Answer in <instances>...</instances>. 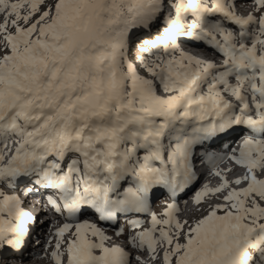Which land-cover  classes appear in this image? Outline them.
Returning a JSON list of instances; mask_svg holds the SVG:
<instances>
[{
	"label": "snow or ice",
	"instance_id": "snow-or-ice-1",
	"mask_svg": "<svg viewBox=\"0 0 264 264\" xmlns=\"http://www.w3.org/2000/svg\"><path fill=\"white\" fill-rule=\"evenodd\" d=\"M252 2L257 11L264 9V0ZM163 3L57 0L54 11L49 6L41 12L44 0H0L5 16L0 44L10 51L0 58V179L11 185L34 175L37 184L58 191L62 204L50 202L74 223L56 232V264H62L61 244L73 227L68 264H130L124 249L107 247L104 232L79 222L78 214L90 206L102 221H111L118 212H149V193L157 186L174 198L196 179L194 146L233 125L249 131L239 155L209 157L223 183L205 185L195 202L229 188L218 170L225 159L247 170L235 183L247 181L248 186L230 191L223 205L187 231V221L175 218V202L163 220L149 212L151 228L138 232L131 243L146 248L152 259L162 246L164 264H264V179L257 176L264 173V14L259 19L238 16L235 0H171L175 14L167 17L168 39L152 45L166 55L141 61L154 78L148 79L127 61L126 40L130 29L147 27ZM217 14L238 26V37L222 22L208 19ZM176 35L206 42L223 56L222 64L186 54L175 43ZM157 82L166 96L158 94ZM68 153L76 155L64 163ZM128 178L130 186L120 193L121 181ZM32 221L18 196L0 191V245L19 249Z\"/></svg>",
	"mask_w": 264,
	"mask_h": 264
},
{
	"label": "bare ground",
	"instance_id": "bare-ground-1",
	"mask_svg": "<svg viewBox=\"0 0 264 264\" xmlns=\"http://www.w3.org/2000/svg\"><path fill=\"white\" fill-rule=\"evenodd\" d=\"M164 14H165V10L163 9L157 15V17L162 20L164 17ZM257 16H258L257 19H259L260 16L259 15H257ZM162 23L165 24V21H163ZM165 26H167V25H165ZM138 27H135L132 29L135 30V29H138ZM159 35L163 36V34L162 35L159 34ZM184 38H185L184 40L191 41V39H188L187 37H184ZM244 94L247 95V92H245ZM225 98L230 99L233 104L238 105V102L235 100L234 97H231L228 94H225ZM240 126L241 125H233L226 132L219 133L216 135L215 138L209 139V140L203 142L204 145L197 144L194 146L193 151L195 152V156H194L191 164H192L194 172L196 173L195 174L196 179L193 181V183L189 187H187L183 191L178 192L176 194V196L174 197V201H173L177 204V206L179 208V211L174 214L175 218L178 219L181 223H184L185 221H187V224L191 221L193 222V219L196 217H197L196 219H198V216L201 213H206V212H209L210 210H212L216 205H213V206L210 205L211 201L212 202L218 201V202H222V203L225 202L224 197L228 194L229 188L224 189L222 192L217 193L215 195L210 194V195L204 197L202 203H200V204H197L195 202V197H196V194L198 192L203 190L205 185H208V187H210V188H217L223 183L221 176H217V175L213 174V169L209 163V157H221V156L230 157L231 155H235L236 152L234 151V145L243 136L242 131H240ZM248 133L249 132H247V134ZM218 139H220V141ZM225 139H228V142L224 143L223 141ZM9 147L13 148L14 145L10 144ZM215 147H217V148L215 149ZM218 170L221 172L222 176L227 179L229 187H236L238 184H236L235 181L238 179H241L245 175V170L243 169V167L236 164L235 161H233L231 159H225L223 162H221L218 166ZM29 179L35 180L34 176H22V177H18L14 181H12V184L19 185V183L20 184L22 183V185H20L19 187H22V189L28 190L29 192H32L35 196H38L40 198H45L46 196L52 195L55 192H57V190H54V189H48V188L45 189V188H42L40 186H34V183H33L34 181H31L32 182L31 183L29 181ZM2 181H4V180L2 179ZM123 182L124 183L130 182V179L128 178V179L121 181V184ZM120 190H123V189H120ZM161 191H162V193L160 195H153L154 199L152 200V202H154L155 200L159 201V200L166 198V197L169 198V195L172 196L170 192L165 190V188H163V190H161ZM18 193H19L18 188H16L14 195L18 196ZM113 198H116L115 194L113 195ZM45 200H47V199H45ZM150 200L151 199H149V201ZM262 203H264V201H262ZM262 206H264V205H262ZM97 214H99V213H97L95 210H90V211L83 213L81 216H83L82 217L83 219L99 217V215H97ZM116 214H119V217H122V219H123V218H126L127 212H118ZM146 215H147V212H142V213H140L139 216L136 217V219H138L139 222H141L142 226L141 227H135V228L133 227L134 229L132 228V230H144V228H146L145 224H143V221L145 220ZM203 217L204 216H202V218ZM115 218H116V215H115ZM130 221H132V220L130 219ZM67 222H68L67 218L66 219L60 218V219H57L54 221L46 220L45 222H41V226L44 228L45 227L48 228V230L49 229L54 230L55 227H59V229H60L61 226H63ZM126 222L129 223L128 220ZM131 225H133V222L130 224V226ZM27 227H28V229L36 232V230L34 229L35 227L31 228L30 223ZM52 234L55 235V231H53ZM27 245L29 246V237L26 235L23 237V241H22L23 250L20 254L17 255L16 253L15 254L8 253V251L11 249V247L7 245L3 249V255H6V256H4V258H3L4 261H2V262L4 264H11V263H9L10 259L17 260L16 262H19L18 258L23 257V255L25 254V251L27 249V247L25 248V246H27ZM21 247L19 249H21ZM118 247L122 248L121 246H118ZM19 249H13V251L19 250ZM66 250H67V248L63 249V252L67 253ZM1 251L2 250H0V253H1ZM124 251L127 252L129 250H124ZM143 256H140V260H137L131 254L129 256L130 257V264H141V261H142V264H154L155 263L154 259L152 260V254H151L150 258H148V259L144 258ZM37 264H56V261L53 259H49V260L43 259V260H40ZM62 264H68L67 258L62 259Z\"/></svg>",
	"mask_w": 264,
	"mask_h": 264
},
{
	"label": "rangeland",
	"instance_id": "rangeland-1",
	"mask_svg": "<svg viewBox=\"0 0 264 264\" xmlns=\"http://www.w3.org/2000/svg\"><path fill=\"white\" fill-rule=\"evenodd\" d=\"M167 0H164V3H163V9H164V7H165V2H166ZM12 2H15V0H12ZM57 2V0H44V4H42L41 5V8H40V11L42 12L43 10H45V9H47L49 6H52L53 7V11H54V5H55V3ZM165 10V9H164ZM26 12H27V9H24V10H22V14H26ZM39 12L33 17V20H35L36 18H38V16H39ZM254 15V16H256V15H259V16H261L262 14H264V11H262V10H260V11H257V8H253V7H251L249 10H246V11H244L242 14H241V16L242 17H244V18H246L248 15ZM4 19H5V16L4 15H2V19H1V21H0V23H3V21H4ZM160 20V21H159ZM191 20H192V17L191 18H189V22H191ZM22 23V22H21ZM159 23H161V19L160 18H155L147 27H144V26H139L138 27V29H135V30H133V29H130L129 30V32H128V35H127V40H126V49H125V55H127V54H129L130 53V49L129 48H131L134 44H135V42H136V40H138V38H142V36H145V35H149L150 34V32L151 31H156L155 32V34H161V33H163L164 31H163V29H162V25H160V26H158V27H156ZM157 24V25H156ZM24 26H26V25H24ZM165 26V25H164ZM154 27H156V29H152V28H154ZM161 27V28H160ZM254 28V26H251L250 25V30L251 29H253ZM149 29H150V31H149ZM9 31L10 32H14L15 31V29H13V28H11V27H9ZM144 33V34H143ZM147 33V34H146ZM6 54H10V51H9V49L6 47V45H4V44H2L1 45V49H0V58H2L4 55H6ZM218 58H219V62H222V60H223V56L222 55H218ZM221 58V59H220ZM139 75H141V76H143V77H145V78H148V79H153L150 75H148L147 74V72H146V70H144L143 71V73H140ZM230 82L231 83H233V84H235L236 83V81H235V79H233V78H230ZM248 95H250V94H248ZM228 100H230V99H228ZM231 101V100H230ZM238 107H239V104L237 105ZM216 137V136H215ZM215 137H212V138H210V139H213V138H215ZM219 141H220V139H218ZM217 140V141H218ZM223 141V140H222ZM224 143H226V142H228V139H225L224 141H223ZM11 144V143H10ZM9 144V145H10ZM201 145H204V143L203 144H201ZM14 147H15V145H14ZM13 147V148H14ZM217 147H215V149H216ZM214 149V150H215ZM7 151V150H6ZM216 151V150H215ZM217 152V151H216ZM141 154H142V152H141ZM75 156V154L74 153H68L67 154V156H66V158H71V157H74ZM7 158V157H6ZM51 159V158H50ZM263 175H264V173H263ZM14 185H16V184H14ZM19 185H22V183L20 184L19 183ZM9 186V185H8ZM16 187H18V188H20L18 185H16ZM4 189H6V190H10L9 189V187H4ZM16 190V189H15ZM12 192V194H10V195H14L15 194V192H14V190L13 191H11ZM15 196V195H14ZM159 197V196H158ZM169 197H171L170 195H169ZM158 199V198H157ZM218 201H211V204L210 205H223L224 203H222V202H218ZM172 202L170 201V199L168 198V197H166V198H163V199H161V200H159V201H157L156 203H154V205H156L155 206V208H154V206H151V208H150V210H149V212H151V213H155L156 214V216H158L157 214L158 213H161V214H164L167 210H168V205L169 204H171ZM262 205H264V203H262V201H261V206ZM158 209V210H157ZM211 211V210H210ZM209 211V212H210ZM45 212V211H44ZM149 212H147V215H146V218H145V220L143 221V224H145V227L146 228H144V229H149V227L151 228V216H150V214H149ZM209 212H206V213H201L199 216H198V219H196V218H194L193 219V222L191 221V222H189L188 224H185V227H184V231H187L188 230V226L189 225H194L198 220H200V219H202V216H207L208 215V213ZM223 214V213H222ZM222 214H220V213H218V215H222ZM144 215V214H143ZM201 216V217H200ZM203 217V218H204ZM149 218V219H148ZM166 218V217H165ZM164 217L161 219V220H163V219H165ZM136 222L137 221H139L138 219H136L135 220ZM262 222H264V221H262ZM133 224H135V222H133ZM148 226V227H147ZM134 227V225H132L130 228H133ZM135 228V227H134ZM133 228V229H134ZM29 231H32V230H29ZM173 231H175V229H173ZM28 232V231H27ZM32 232H34V231H32ZM38 232V233H37ZM37 232H35V233H37L36 235H33L34 236V238H41L42 239V241H43V243H41V245H40V247H36L35 249H33L32 247H31V244L32 243H30L29 244V246L27 245V246H25V248L27 247V249H28V252L26 253V256H25V254L23 255V257H21V258H18V260H19V262H16L17 260H12V259H10L9 260V263H11V264H37L40 260H43V259H47V260H49V259H53V256H52V253L54 252V251H56V243L58 242V240H59V237H57L56 235H54V234H52V232H53V230H48V228H44V227H40L38 230H37ZM51 234H50V233ZM74 233H75V230H70V234L68 235V238L67 239H63V243L61 244V248H60V252L61 253H63V256H62V259H65V258H67L68 259V254L67 253H65V252H63V249H65V248H67L68 247V242L71 240V239H74ZM32 236V234H30L29 235V237H31ZM184 241H183V233H181V243H183ZM7 245H0V250H2L1 251V253H0V264H4L2 261H4L3 260V258H4V256H6V255H3V249L6 247ZM23 247V246H22ZM121 247L124 249V250H131V252L132 251H134L132 248H134V247H130V246H128L126 243H122L121 244ZM26 249V250H27ZM164 248H163V250H162V255L160 256V258L157 260V259H154V261H155V263L156 264H164V262H163V252H164ZM8 253H11V254H19L16 250H14L13 251V248H11L9 251H8ZM96 254L97 255H99L100 253H99V251H97L96 252ZM54 260V259H53ZM15 261V262H14ZM154 263V264H155ZM173 264H175V260L173 261Z\"/></svg>",
	"mask_w": 264,
	"mask_h": 264
}]
</instances>
